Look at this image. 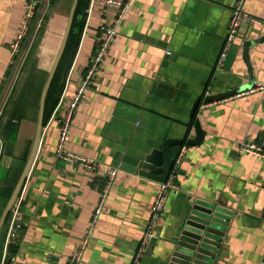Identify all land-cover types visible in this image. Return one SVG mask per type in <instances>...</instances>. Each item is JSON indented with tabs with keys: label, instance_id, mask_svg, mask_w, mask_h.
I'll return each mask as SVG.
<instances>
[{
	"label": "crops",
	"instance_id": "0c3cea01",
	"mask_svg": "<svg viewBox=\"0 0 264 264\" xmlns=\"http://www.w3.org/2000/svg\"><path fill=\"white\" fill-rule=\"evenodd\" d=\"M130 1L129 14L76 112L66 144L68 151L96 161V172L58 160L55 151L60 123L96 51L100 28L113 23L116 10L97 8L89 15L90 0H79L46 97L45 109L48 105L54 112L36 147L42 92L66 38L74 4L54 2L36 70L31 62L25 72V81L35 78L15 103L26 112L17 118L10 115L4 132L0 220L35 155L20 191L24 228L17 264H69L90 226L106 174L114 168L119 169L118 177L82 264H134L159 185L166 178L139 170L141 158L168 138H184L192 105L207 90L220 94L264 84V0L246 3V11L261 25L240 29L221 67L218 58L237 0ZM27 7L28 0H0V90ZM249 91L201 109L204 142L191 147L184 159L176 180L179 189L169 193L140 264H164L173 230L190 204H213L230 219L217 264H264V159L239 152L246 140L264 148V94ZM194 134L192 128L189 136ZM180 148L172 150V160ZM9 218L0 242V263Z\"/></svg>",
	"mask_w": 264,
	"mask_h": 264
},
{
	"label": "built area",
	"instance_id": "2783aa9c",
	"mask_svg": "<svg viewBox=\"0 0 264 264\" xmlns=\"http://www.w3.org/2000/svg\"><path fill=\"white\" fill-rule=\"evenodd\" d=\"M249 0H237L234 9L232 11L231 20L228 27L227 37L224 43L222 52L219 55L217 67L224 65L225 61L229 58L230 52L234 47L240 29L243 24L249 25H261V21L249 14L245 5ZM48 0L45 10L39 20L37 25L36 32L38 31L42 20L44 19L47 10H48ZM36 1H28L27 11L24 15L23 22L19 29V32L14 40L11 48V53L13 58L17 57L20 54L21 47L27 38L30 31V23L35 15ZM97 8L105 9H115V18L111 25H103L99 31V37L97 38L96 51L91 57L89 67L87 68L84 79L81 86L79 87L76 94L73 96L72 100L69 103L68 109L63 117V120L59 126V138L56 146V157L58 160L68 163L70 165L82 166L84 169L96 172L98 169V163L92 159H88L76 153L70 152L66 148L67 141L70 136L73 119L76 115V112L79 106L85 99V94L87 90L93 85L104 61L108 58L111 47L113 46L116 38L119 35V30L122 27L129 11L131 9L130 0H90V7L88 14H93ZM34 38V37H33ZM167 55H170L168 53ZM249 92H259L264 94V84L257 85ZM206 95H210L211 91L207 90ZM208 105H203L201 109H206ZM191 150V147L184 145L180 148V151L176 158L172 160L171 167L166 174L165 180L159 185L158 192L156 194L154 203L151 209L150 220L146 228L144 237L139 245V248L135 254L134 264H140V262L145 257L149 246L151 245L154 237L155 230L159 227L162 217L164 215L167 197L170 192L177 191L179 188L176 185V180L178 177L179 169L186 158L187 154ZM239 152L241 155L251 156L258 159H264V148L257 142L253 140H246L241 143L239 146ZM5 155V143L0 137V170L2 167L3 158ZM119 169L114 168L107 172L106 174V184L101 192L98 204L94 210L90 226L83 237L81 243L78 247L75 248L69 264H82L84 259L85 251L89 245V242L94 234V231L97 228V223L100 220L101 216L104 214L107 203L109 201L110 195L115 186ZM23 199L22 196L19 197L10 213V218L7 223V236L4 245V251L2 255V260L0 264H17V245L20 241V235L23 231Z\"/></svg>",
	"mask_w": 264,
	"mask_h": 264
},
{
	"label": "water",
	"instance_id": "95a60500",
	"mask_svg": "<svg viewBox=\"0 0 264 264\" xmlns=\"http://www.w3.org/2000/svg\"><path fill=\"white\" fill-rule=\"evenodd\" d=\"M78 3L79 0H74L70 12L66 38L42 92L38 116L36 147H38L44 131L46 97L54 79L55 71L63 58L74 23ZM242 27L249 28L250 25L243 24ZM248 57L247 51H245V59L247 63ZM252 89L253 88L248 85L232 89L226 93H211L210 95L205 94L198 97L190 110V123L184 138H168L164 140L160 146H155L154 148L149 149L140 160L141 163L139 165V170L149 171L154 175L167 174L172 164V150L174 148L182 147L184 145L195 147L204 142L203 130L198 119L201 107L203 105H209L211 103L232 98L246 92L247 90L251 91ZM192 128L194 129L195 134L189 136ZM34 157L35 155L29 160L21 183L0 220V235L17 199L20 197V191L27 179ZM229 221L230 219L226 217L224 211L213 204H190L188 208H186L181 221L173 230L171 247L169 248L168 253L169 255L164 264H217L223 256L221 250L224 249L223 243L227 234V223H229Z\"/></svg>",
	"mask_w": 264,
	"mask_h": 264
},
{
	"label": "trees",
	"instance_id": "16d2710c",
	"mask_svg": "<svg viewBox=\"0 0 264 264\" xmlns=\"http://www.w3.org/2000/svg\"><path fill=\"white\" fill-rule=\"evenodd\" d=\"M35 1H36L35 15L30 23L29 34L21 47L20 54L13 59V62L7 73V81L4 83L3 87L0 90V110L3 107L4 101H6L4 109L2 110V113L0 115V137L2 138L4 143H5V135H4L5 126H6V123L9 121L8 119L9 116L11 115V117L13 116L17 118L18 115H20L21 113L25 114L26 112L25 109L20 110L19 108H17L15 106V103L18 102V97L20 96L22 90H25V87L27 88V84L30 85L33 78H35V75L30 80L27 77L25 81V72L28 70L31 62H33L34 69L36 70V65L38 62L37 55L39 52V48L43 40V37L45 35V32L47 30L49 20L51 19L52 13H53V8L48 9L44 19L42 20V23L38 31L36 32V35L34 36L37 25L45 10L46 3H47V0H35ZM78 13L79 11L77 12V14ZM16 77H18V80L15 84L16 86L13 87V89L11 90L10 87H12V84ZM9 90H11L10 93H9ZM53 112L54 111H49L48 105H47L45 109V115H44V127H46L49 124L52 118ZM5 150H6V147H5ZM3 237H4V231L1 233L0 242L3 240Z\"/></svg>",
	"mask_w": 264,
	"mask_h": 264
},
{
	"label": "rangeland",
	"instance_id": "374dc122",
	"mask_svg": "<svg viewBox=\"0 0 264 264\" xmlns=\"http://www.w3.org/2000/svg\"><path fill=\"white\" fill-rule=\"evenodd\" d=\"M55 1H57V0H48V4H49V6H48V9H54L55 8V5L56 4H54V2ZM59 1V0H58ZM61 1V0H60ZM46 5H47V3H46ZM48 11V10H47ZM49 12H50V10H49ZM18 75V74H17ZM17 80H18V77H16L15 78V80H14V82H13V84H12V87H10V89L12 90L13 89V87H15L16 85V82H17ZM11 90H9V93L11 92ZM17 91V90H16ZM8 93V94H9ZM5 104H6V101H4V103H3V107H2V109L0 110V115H1V113H2V110L4 109V106H5ZM23 134H25L24 132H22V135Z\"/></svg>",
	"mask_w": 264,
	"mask_h": 264
}]
</instances>
